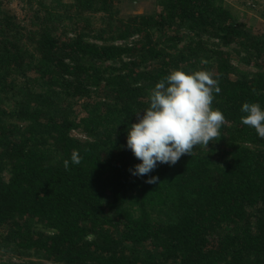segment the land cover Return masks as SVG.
Instances as JSON below:
<instances>
[{"label": "trees", "instance_id": "16d2710c", "mask_svg": "<svg viewBox=\"0 0 264 264\" xmlns=\"http://www.w3.org/2000/svg\"><path fill=\"white\" fill-rule=\"evenodd\" d=\"M10 2L0 0V251L16 261L0 264H264V139L240 122L244 102L264 108V29L223 0L130 14L122 0H18L19 15ZM176 69L213 73L225 123L207 148L132 176L126 127Z\"/></svg>", "mask_w": 264, "mask_h": 264}, {"label": "clouds", "instance_id": "9594fccd", "mask_svg": "<svg viewBox=\"0 0 264 264\" xmlns=\"http://www.w3.org/2000/svg\"><path fill=\"white\" fill-rule=\"evenodd\" d=\"M218 81L209 70L169 72L155 83L149 93V105L137 122L126 127V148L140 162L129 169L132 176L142 177L158 164L174 165L182 155H192L194 146L207 148L220 135L225 116L212 105L213 94H218ZM240 111L243 125L253 128L264 139V108L259 103L244 102ZM70 161L80 163L73 150ZM64 168L69 160L63 161ZM148 184L157 182L148 176Z\"/></svg>", "mask_w": 264, "mask_h": 264}, {"label": "rangeland", "instance_id": "374dc122", "mask_svg": "<svg viewBox=\"0 0 264 264\" xmlns=\"http://www.w3.org/2000/svg\"><path fill=\"white\" fill-rule=\"evenodd\" d=\"M224 4L235 12L239 18L246 23L249 29H264V0H223ZM155 0H122L120 10L122 14L142 13L153 9ZM11 12L18 15L22 13V9L18 0H11L9 3ZM233 64L239 69L246 68L239 60L237 55H233ZM249 67H247V70ZM73 135L79 138H87L85 134L79 130L73 131ZM11 257L0 251V262L7 261ZM16 261V259H10Z\"/></svg>", "mask_w": 264, "mask_h": 264}]
</instances>
